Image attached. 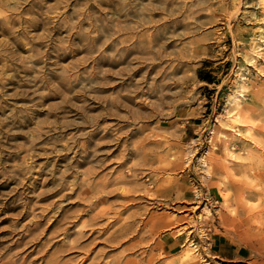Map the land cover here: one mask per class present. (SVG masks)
I'll return each mask as SVG.
<instances>
[{"label":"rangeland","instance_id":"374dc122","mask_svg":"<svg viewBox=\"0 0 264 264\" xmlns=\"http://www.w3.org/2000/svg\"><path fill=\"white\" fill-rule=\"evenodd\" d=\"M261 36L264 0H0V264H264Z\"/></svg>","mask_w":264,"mask_h":264},{"label":"bare ground","instance_id":"6f19581e","mask_svg":"<svg viewBox=\"0 0 264 264\" xmlns=\"http://www.w3.org/2000/svg\"><path fill=\"white\" fill-rule=\"evenodd\" d=\"M261 37H262V36H261ZM262 39H264V38L262 37ZM153 41H154V38H153V37L150 38V43L153 42ZM263 41H264V40H263ZM242 92H243V90H242L241 92H239V95H237V96L234 98V103H235V104H238V103L240 102V98L243 97ZM205 165H206V164H205ZM93 217H94V216H93ZM99 218H100V217H99ZM75 219H76V218H75ZM78 220H79V219H78ZM94 221H95V220H94ZM75 222H76V221H75ZM131 225H132V224H131ZM131 225H130V226H131ZM73 226H74V225H73ZM81 228H83V227H81ZM84 228H85V227H84ZM84 228H83V229H84ZM127 228H128V227H127ZM83 229H80L79 232H78V234H77V235L80 236V238L82 237L81 235H84V232L82 231ZM75 231H76V230H75ZM85 231H86V230H85ZM91 232H92V231H91ZM82 239H83V237H82ZM94 239H95V238H94ZM95 240H96V239H95ZM70 242H71V240H70ZM72 242H73V241H72ZM82 242H83V241H82ZM74 243H75V242H74ZM76 243H78V242H76ZM95 243H96V242H95ZM88 244H91L90 241H89ZM88 244L86 243V245H85V244H84V245L87 246ZM79 245H80V244H79ZM84 245H83V246H84ZM72 246H73V245H72ZM72 246H71V247H72ZM83 246H82V247H83ZM88 246H89V245H88ZM90 246H92V244H91ZM68 247H69V246H68ZM71 247H70V248H71ZM82 247H80V248L82 249ZM85 248H86V247H84V250H85ZM88 248H89V247H88ZM73 249H74V248H73ZM73 249H71L70 251L73 252V251H72ZM74 250H75V249H74ZM89 250H90V248H89ZM70 251H69V252H70ZM69 252H68V253H69ZM75 252H76V251H75ZM85 252H86V251H85ZM89 253H90V251H89ZM67 255H68V254H67ZM79 255H80V254H79ZM87 255L89 256V254H87ZM84 257H86V256H84ZM87 258H89V257H87ZM73 259H74V258H73ZM85 259H86V258H85ZM81 261H82V260H81ZM96 263H97V262H96ZM96 263H95V264H96ZM46 264H59V263H56L54 260H52V261L47 262Z\"/></svg>","mask_w":264,"mask_h":264},{"label":"crops","instance_id":"0c3cea01","mask_svg":"<svg viewBox=\"0 0 264 264\" xmlns=\"http://www.w3.org/2000/svg\"><path fill=\"white\" fill-rule=\"evenodd\" d=\"M237 258H238V253L233 254V257L231 259L226 257V259L229 261L228 264H230V263H238Z\"/></svg>","mask_w":264,"mask_h":264}]
</instances>
